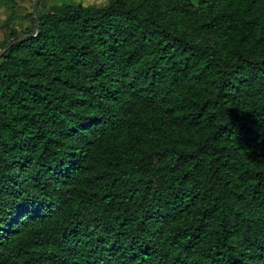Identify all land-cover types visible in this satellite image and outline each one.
<instances>
[{
	"label": "trees",
	"instance_id": "16d2710c",
	"mask_svg": "<svg viewBox=\"0 0 264 264\" xmlns=\"http://www.w3.org/2000/svg\"><path fill=\"white\" fill-rule=\"evenodd\" d=\"M99 9L2 48L0 264H264V0Z\"/></svg>",
	"mask_w": 264,
	"mask_h": 264
},
{
	"label": "rangeland",
	"instance_id": "374dc122",
	"mask_svg": "<svg viewBox=\"0 0 264 264\" xmlns=\"http://www.w3.org/2000/svg\"><path fill=\"white\" fill-rule=\"evenodd\" d=\"M193 1L199 3L202 0ZM79 4L100 8L99 0H0V55L4 52L2 48L14 38H23L34 30L36 17L67 5ZM14 31L19 34L12 38Z\"/></svg>",
	"mask_w": 264,
	"mask_h": 264
},
{
	"label": "clouds",
	"instance_id": "9594fccd",
	"mask_svg": "<svg viewBox=\"0 0 264 264\" xmlns=\"http://www.w3.org/2000/svg\"><path fill=\"white\" fill-rule=\"evenodd\" d=\"M100 9L99 10H106L112 6V0H99Z\"/></svg>",
	"mask_w": 264,
	"mask_h": 264
},
{
	"label": "water",
	"instance_id": "95a60500",
	"mask_svg": "<svg viewBox=\"0 0 264 264\" xmlns=\"http://www.w3.org/2000/svg\"><path fill=\"white\" fill-rule=\"evenodd\" d=\"M37 8H38V3H37V5H36V8H35V14L37 13ZM35 23H36V27H37V30L39 29V21H38V18L36 17L35 18ZM19 39V37H16V38H14L10 43H9V45H8V47H7V49L9 48V47H11L17 40ZM4 53V52H3ZM2 53V54H3Z\"/></svg>",
	"mask_w": 264,
	"mask_h": 264
}]
</instances>
